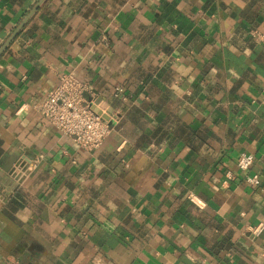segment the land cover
<instances>
[{
    "label": "crops",
    "instance_id": "1",
    "mask_svg": "<svg viewBox=\"0 0 264 264\" xmlns=\"http://www.w3.org/2000/svg\"><path fill=\"white\" fill-rule=\"evenodd\" d=\"M38 1L0 0V49ZM253 29L264 0H44L0 55V264H264ZM70 71L118 117L98 149L40 109Z\"/></svg>",
    "mask_w": 264,
    "mask_h": 264
},
{
    "label": "built area",
    "instance_id": "2",
    "mask_svg": "<svg viewBox=\"0 0 264 264\" xmlns=\"http://www.w3.org/2000/svg\"><path fill=\"white\" fill-rule=\"evenodd\" d=\"M252 37L264 43V30H251ZM89 85L74 72H63L58 82L50 89L40 109L63 135L71 138L84 149H98L111 134L114 123L118 121L117 115L108 110V106L95 96L89 100L85 92ZM117 92L123 91V87L117 86ZM98 100V101H97ZM255 161L251 152H242L237 159V169L244 174V180L249 184H259L261 177L258 173H248ZM25 159L17 163V167L29 164ZM32 162L27 166L30 167ZM234 171L228 170L225 182L235 178ZM195 201V195L190 194ZM264 229V223H260L252 230L260 233Z\"/></svg>",
    "mask_w": 264,
    "mask_h": 264
},
{
    "label": "water",
    "instance_id": "3",
    "mask_svg": "<svg viewBox=\"0 0 264 264\" xmlns=\"http://www.w3.org/2000/svg\"><path fill=\"white\" fill-rule=\"evenodd\" d=\"M44 0H39L38 3L33 7V9L30 11V13L27 15V17L22 21V23L16 28V30L13 32V34L9 37V39L4 43V45L0 49V55L5 50V48L11 43V41L17 36V34L20 32V30L24 27L25 23L28 21L30 16L37 10L39 5Z\"/></svg>",
    "mask_w": 264,
    "mask_h": 264
}]
</instances>
